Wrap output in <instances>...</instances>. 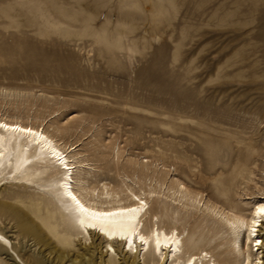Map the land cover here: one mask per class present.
<instances>
[{
    "label": "rangeland",
    "instance_id": "374dc122",
    "mask_svg": "<svg viewBox=\"0 0 264 264\" xmlns=\"http://www.w3.org/2000/svg\"><path fill=\"white\" fill-rule=\"evenodd\" d=\"M0 116L72 149L79 187L155 190L144 225L184 258L239 264L202 203L247 212L264 188V0H0ZM48 171L0 181V264H142L77 230Z\"/></svg>",
    "mask_w": 264,
    "mask_h": 264
},
{
    "label": "bare ground",
    "instance_id": "6f19581e",
    "mask_svg": "<svg viewBox=\"0 0 264 264\" xmlns=\"http://www.w3.org/2000/svg\"><path fill=\"white\" fill-rule=\"evenodd\" d=\"M0 124L8 126L7 129L0 128V181L6 180L7 176H13L15 180L22 177L27 179L35 177L40 167L45 171L52 168V171L48 173H60L56 190L59 192L61 205L73 215L77 230L87 236L93 234L97 239L104 241L107 252L115 254L114 245L119 247L123 244L122 250L125 255L130 251L139 254L142 251V264H145L147 260L150 264H215L214 259L211 258L212 255L203 250L184 258V236L176 227L167 230L155 222L146 229L144 220L149 213L146 196H155V190L149 189L146 192L140 189L136 192L127 188L120 194L109 191L104 184L101 191L88 184L79 187L78 184L83 178L75 175L81 173L86 165L71 154L72 149L58 144L43 128L1 116ZM17 127L31 129L32 132L15 131ZM259 192H261L259 195L248 197L253 200L247 212H244L241 204L234 203L230 197L223 198L226 206L221 209L202 203L211 216L223 224L231 236L232 250L238 256L239 264H257L258 260L264 264L262 260L264 254L259 256L264 243L259 247L255 246V239L264 240V225L258 229L259 234L254 238H250L247 228L242 230V224L250 223L254 218L256 206L264 204V188ZM173 196L179 203L194 206L200 203L181 183H178L177 189L173 191ZM77 201L88 212L82 213ZM92 212L104 214V216L99 219L93 218L90 215ZM82 220L85 225L96 223L97 226L93 228L82 226ZM0 237H2L0 246L6 249L10 244L13 248L7 237L1 233Z\"/></svg>",
    "mask_w": 264,
    "mask_h": 264
},
{
    "label": "snow or ice",
    "instance_id": "6c2138e0",
    "mask_svg": "<svg viewBox=\"0 0 264 264\" xmlns=\"http://www.w3.org/2000/svg\"><path fill=\"white\" fill-rule=\"evenodd\" d=\"M0 128L7 129L8 126L4 125V124H0ZM14 130L20 131V132H32L31 129H23V128H19V127L15 128ZM33 135H35V133H33ZM73 199H75V197H73ZM141 203H143V201ZM77 205L79 206L80 211L82 213L88 212V210L86 208H84L83 205H80L79 201H77ZM132 211H135V209H132ZM90 215H91V217L97 218V219L102 218L104 216V214H99V213H95V212L90 213ZM109 215H112V214H109ZM253 216H254V218L251 219L250 223L242 224V230L244 228H247L250 238L257 237L259 234L258 229L262 225H264V204H258L256 206V209H255V212L253 213ZM81 225L89 227V228H93V227L97 226L96 223H88L85 225V222L83 220L81 221ZM105 234H107V233H105ZM109 238H112V237H109ZM0 239H2V237H0ZM262 243H264V240L255 239V246L256 247H259ZM257 264H262V262L258 260Z\"/></svg>",
    "mask_w": 264,
    "mask_h": 264
}]
</instances>
